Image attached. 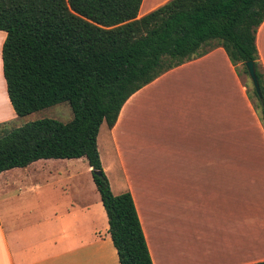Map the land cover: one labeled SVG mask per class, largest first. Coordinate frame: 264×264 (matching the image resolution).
I'll return each instance as SVG.
<instances>
[{
    "label": "crops",
    "instance_id": "1",
    "mask_svg": "<svg viewBox=\"0 0 264 264\" xmlns=\"http://www.w3.org/2000/svg\"><path fill=\"white\" fill-rule=\"evenodd\" d=\"M167 1L141 0L136 18ZM254 44L264 74V20ZM242 77L214 47L134 92L113 126L98 128L109 190L130 195L151 264L264 261V129ZM15 119L0 61V124ZM0 264H118L84 158L0 173Z\"/></svg>",
    "mask_w": 264,
    "mask_h": 264
},
{
    "label": "trees",
    "instance_id": "2",
    "mask_svg": "<svg viewBox=\"0 0 264 264\" xmlns=\"http://www.w3.org/2000/svg\"><path fill=\"white\" fill-rule=\"evenodd\" d=\"M141 0H0L1 74L10 107L24 117L67 103L71 119L0 124V173L40 159L84 158L118 264H151L127 192L112 195L96 151L103 123L162 73L220 47L238 74L252 62L264 129V74L254 36L264 0H169L136 18ZM252 264H264V261Z\"/></svg>",
    "mask_w": 264,
    "mask_h": 264
},
{
    "label": "rangeland",
    "instance_id": "3",
    "mask_svg": "<svg viewBox=\"0 0 264 264\" xmlns=\"http://www.w3.org/2000/svg\"><path fill=\"white\" fill-rule=\"evenodd\" d=\"M41 3H42V0H41ZM242 78L245 81V83L249 82V80L244 75ZM20 118L22 117H18V119H15L14 121L9 122L8 124L5 125V128L12 129L18 125H21L19 124L20 122L18 121L20 120ZM40 119H53V120H57L59 122L64 123L71 119V112L69 110L67 103H58L51 107L45 108L43 110L31 113L27 115L24 120H25V123H28V122H32V121H36ZM21 123L23 122L21 121Z\"/></svg>",
    "mask_w": 264,
    "mask_h": 264
},
{
    "label": "water",
    "instance_id": "4",
    "mask_svg": "<svg viewBox=\"0 0 264 264\" xmlns=\"http://www.w3.org/2000/svg\"><path fill=\"white\" fill-rule=\"evenodd\" d=\"M244 67L247 73L248 80L255 94L259 97L258 85L254 74V67L252 62H245Z\"/></svg>",
    "mask_w": 264,
    "mask_h": 264
}]
</instances>
